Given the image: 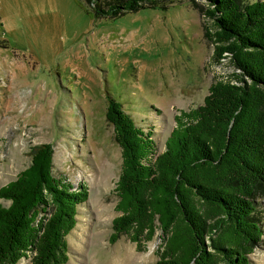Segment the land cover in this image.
<instances>
[{
    "label": "rangeland",
    "instance_id": "rangeland-1",
    "mask_svg": "<svg viewBox=\"0 0 264 264\" xmlns=\"http://www.w3.org/2000/svg\"><path fill=\"white\" fill-rule=\"evenodd\" d=\"M94 3L0 0V186L29 164L32 146L51 143L53 173L88 190L66 235L65 264H155L158 233L143 250L125 234L108 241L121 149L105 119L106 95L152 131L159 152L174 113L200 104L233 67L211 58L210 23L191 0L115 16L97 14ZM256 200L264 206V196ZM250 259L264 264V233Z\"/></svg>",
    "mask_w": 264,
    "mask_h": 264
},
{
    "label": "trees",
    "instance_id": "trees-1",
    "mask_svg": "<svg viewBox=\"0 0 264 264\" xmlns=\"http://www.w3.org/2000/svg\"><path fill=\"white\" fill-rule=\"evenodd\" d=\"M91 2L93 0H86ZM169 0H94L99 15H118ZM210 27L211 58L233 71L212 81L203 101L179 109L157 151L122 104L106 95L105 119L121 149L114 191L118 214L108 237L137 250L158 233L155 264H251L264 233V0H191ZM49 142L0 186V264H65L66 235L88 190L53 173Z\"/></svg>",
    "mask_w": 264,
    "mask_h": 264
}]
</instances>
